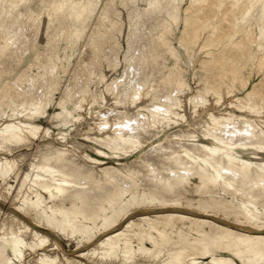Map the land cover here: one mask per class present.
Segmentation results:
<instances>
[{
    "label": "bare ground",
    "instance_id": "bare-ground-1",
    "mask_svg": "<svg viewBox=\"0 0 264 264\" xmlns=\"http://www.w3.org/2000/svg\"><path fill=\"white\" fill-rule=\"evenodd\" d=\"M102 1L46 0L43 14L48 17V32H66L69 42H77ZM106 1L100 18L115 7V0ZM223 1L195 0L185 9L182 44L197 42L199 24L210 23L217 14H226L232 27L233 15L241 23L238 38L227 40L231 31L221 23L214 27L216 35L202 45L208 57L205 67L215 71L203 91L188 94L190 88L178 71L149 85L145 78L143 83L140 78L130 79L113 96L123 79L119 78L104 89L114 101L104 93L105 103L92 107L84 103V85H76L79 91L72 100L77 109L75 134L82 133L93 142L87 145L92 153L79 152L86 143L81 147L73 140L67 141L69 147L58 146L50 138V129L23 120L44 114L49 95L59 87L54 72L47 68L56 49L47 55L39 53L44 72L23 70L7 83L10 87L2 86L0 95L12 88L32 106L27 113L0 120V213L2 201L8 200L2 183L14 207L13 215H7L0 226V242L13 254L4 264H81L75 257L60 258L55 250L61 249V241L52 228L87 237L89 245L78 254L87 258V264H264V92L255 84L244 95H236L224 82L228 71L236 76L235 67L243 64L254 46L262 50L260 64L264 65V0H228L221 5ZM30 2L0 0V29L6 24L0 34L5 39L0 41V56L19 53L27 32L34 28ZM198 5L202 11H197ZM255 13L257 23L247 26ZM144 16L157 31L151 41L138 44L148 51H140L136 60L133 54L135 61L130 55L134 66L141 65L146 55L156 58L158 40L179 60L165 35L172 31V23L181 21L179 0H147ZM141 19L139 14L130 26V42L137 33L148 32L142 29ZM96 37L91 36L93 41ZM105 58L114 69L121 64L113 46ZM5 72L0 66V84ZM183 92L185 100L179 96ZM212 94L216 105L210 106ZM70 96L66 89L58 103L67 116H71L66 107ZM185 123L188 128L180 127ZM37 139L42 140L33 148ZM107 150L131 158L113 165L103 159L109 158ZM23 162L31 172H22ZM12 174L15 188L9 182ZM128 195L145 204L127 208ZM101 223L102 229L92 234Z\"/></svg>",
    "mask_w": 264,
    "mask_h": 264
},
{
    "label": "rangeland",
    "instance_id": "rangeland-1",
    "mask_svg": "<svg viewBox=\"0 0 264 264\" xmlns=\"http://www.w3.org/2000/svg\"><path fill=\"white\" fill-rule=\"evenodd\" d=\"M193 1L195 0H179L181 7V21L179 24L172 23V25L169 26L172 31L166 32L165 34L166 38L170 40L171 47L176 51L179 60L173 56L168 49L164 48L158 40L157 43L158 45L160 44V50L158 51L156 58L153 60L149 55H146L143 63L135 67L132 62H134L141 54L140 51L142 52L145 49L148 51V48L145 47L144 49V47H140L138 44L144 40L147 42L151 41L149 38H153L157 31V29L155 30L152 21L144 16L147 0H125L126 4L122 3V0H115V7L109 8L106 17L100 18V13L106 6L107 2L106 0H103L98 8L97 14L90 20L86 34L83 35L77 42L76 39H73L75 41H73V43L67 40L68 33L66 32H63L60 35L48 32L46 28L48 17L46 14H43L44 2H46V0H32L29 6L35 13L34 18L36 21L34 28L27 32V37L24 38V42L20 47L19 53L13 52L0 56V66L7 70V72L4 73L2 83L0 84V92L2 90V86L4 87L7 85L10 87L7 83L18 76L23 70H27L26 73L44 72V68L40 64V54L44 52L45 55H47L52 49H56L57 55L53 63L49 64L47 68L52 69L54 72V77L58 80L59 87L51 95H49L47 99L48 107L44 114L38 115L30 120H23L25 122H31L42 128L50 129L53 133L50 138L58 146L69 147L67 141L73 140L75 144L80 142L79 144L77 143L78 146H81L82 143H86V145L83 144L85 147H83V145L81 146L83 149L80 148L79 152L85 151L92 153L87 145L92 144L93 142L86 140L83 135L81 136L82 133L77 135L75 134L78 126L74 121L77 109L72 100L75 99V95L79 91L76 86L79 82H81L86 89V100L84 103H87L88 101L92 107H99L105 103L104 93L110 99L113 98V96H118L119 92L124 89L125 84L128 83L130 79L140 78L139 81L143 83L142 79L145 78L149 85L155 79L162 78L170 72L179 71L182 74L184 83H186L190 88L188 94L192 96L196 94L198 90L203 91L209 77H213L215 71L212 73L205 67L204 62L208 59V57L205 54V51L201 49L202 45L208 37H214L216 35L214 33V27L221 23L226 25L225 30L231 31L227 40L238 38V30L241 28V23L237 20L236 16L233 15L232 19L235 23L232 27L230 26L229 20L226 18L228 17L226 14L224 16H219L217 14L212 18L210 23L202 22L199 24L200 32L197 42L187 40L182 44L180 43V37L183 29V19L186 16L185 9ZM227 1L228 0H224L221 5L227 3ZM201 9L202 5H198L197 11H202ZM220 9V6L217 7V11ZM228 12L231 13L233 11L228 10ZM129 14L132 16L131 21L129 19ZM139 14L142 15L140 25L144 31L147 30L148 32L143 33V35L141 33V36L139 35L140 33H137L139 37L134 34L136 37H133L138 38H132L133 41L131 40L130 42V26L134 25L135 17ZM200 16L204 18L203 12H200ZM258 19L259 18L255 13L248 21L247 26L252 25L253 23L256 24ZM4 26L0 29V34ZM153 30H155V32ZM102 33H106V37H103ZM92 35H97L95 41L92 40ZM136 40H139L138 43ZM0 41L4 42L5 39H0ZM116 43H118V45H116ZM132 43L133 45H130ZM71 44L74 45L72 46ZM111 46H113V52L118 54V58L121 62L119 67L115 69L105 58L107 49ZM130 46H133V48H130ZM261 53L262 50H259L254 46L252 54L248 55V57L244 59L243 64L241 66L238 64L235 67L239 70L236 76H234L231 70L226 73L224 82L234 88L236 95H244L247 89L252 88L255 84L260 86L261 92H264V65L262 66L260 64V58L262 56ZM130 55H133L135 60L133 56L131 57ZM127 57L129 61H127ZM129 57H131L134 61H131ZM34 62L37 63L30 66ZM226 64L227 68H229L230 64ZM132 65L133 68H131L132 71H130L131 69H129V67ZM124 71L128 72L124 77H122ZM77 73L79 76H76ZM101 76L106 77V79L99 80ZM119 78L123 79L118 83L117 89L113 92V96H110V93L104 89H106L109 83L114 82ZM244 82H248L246 88L243 87ZM66 89L71 92V101L68 100L66 104L67 109L71 112V116H67L64 111V107L58 105L62 97L64 98ZM0 96V120L2 118L6 119L7 117L8 119L17 117V112L27 113L32 108L31 103L26 101L25 95L20 94L16 96L12 88L8 89V91ZM179 96L181 100H185L187 93L183 92ZM214 98L215 95L212 94V105L210 106L216 105L213 101ZM111 101H114V99H111ZM119 108L123 109L124 105L122 104ZM88 109L90 112L92 111L91 107ZM58 112L62 113L61 117L56 116ZM188 112H190L189 108ZM180 127L188 128L189 126L185 123L180 125ZM78 135L79 137H77ZM41 140L42 139L35 140L33 148H36L37 144L40 143ZM107 152H109V158L103 159L105 162L113 165H121L131 158L122 154L117 156L109 150H107ZM22 172H31L27 162L22 163ZM11 177L12 178L9 179V182L13 184L15 188L17 185L15 175L12 174ZM1 187L4 194L8 196V200L6 202L2 201L0 226L7 215H13L12 210H14V207L11 208V202L13 200L12 195L8 194L6 189L7 186L2 183ZM144 204L145 202H137L130 195H128L125 200V206L127 208L132 207L135 209V207L138 208ZM38 217L40 218V215H38ZM103 226L104 224L101 223L100 227L93 230L92 234L100 231ZM52 230L55 236H57L58 241H61V249H56L55 251L59 253L62 260H64L66 256L72 259L75 257L74 260H78L81 264H87V258L85 259L84 256H78V254H80L79 251L89 245L87 237H84L80 232L76 234H65L55 228H52ZM136 246L138 247L139 243L136 242ZM146 247L152 248V243L146 242ZM0 254V264H4L8 258L13 257L10 248L1 242Z\"/></svg>",
    "mask_w": 264,
    "mask_h": 264
}]
</instances>
